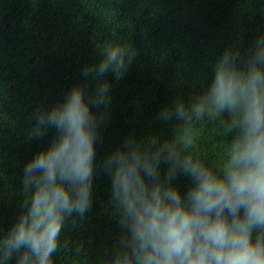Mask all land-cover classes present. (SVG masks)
Listing matches in <instances>:
<instances>
[{"label":"clouds","instance_id":"clouds-1","mask_svg":"<svg viewBox=\"0 0 264 264\" xmlns=\"http://www.w3.org/2000/svg\"><path fill=\"white\" fill-rule=\"evenodd\" d=\"M136 55L127 44L109 43L98 63L84 67L85 83L34 110L29 139L49 129L56 135L24 166V211L0 237V264L14 255L16 264H54L65 220L91 209L100 172L110 178L121 229L109 264H264V35L246 58L226 48L205 92L158 113L157 119L176 122L170 139L129 135L97 165L95 145L112 103L103 78L123 79ZM225 113L236 134L223 167L213 170L190 151V129ZM181 174L192 181L183 195L174 186Z\"/></svg>","mask_w":264,"mask_h":264},{"label":"trees","instance_id":"trees-1","mask_svg":"<svg viewBox=\"0 0 264 264\" xmlns=\"http://www.w3.org/2000/svg\"><path fill=\"white\" fill-rule=\"evenodd\" d=\"M261 35L264 0H0V237L24 211L25 164L56 135L49 129L29 139L34 110L85 83L84 67L98 63L109 43L127 44L137 55L123 79L103 78L112 86V103L95 145L97 165L129 135L170 139L176 122H163L158 113L205 92L224 50L246 58ZM229 119L225 113L190 129V151L213 170L223 167L236 134ZM166 170L162 164V176ZM174 186L183 195L192 181L181 174ZM92 191L91 209L66 218L54 264H109L121 235L110 178L95 175Z\"/></svg>","mask_w":264,"mask_h":264}]
</instances>
